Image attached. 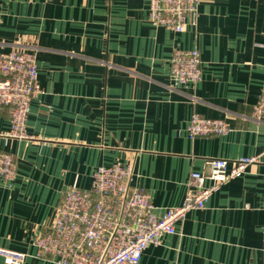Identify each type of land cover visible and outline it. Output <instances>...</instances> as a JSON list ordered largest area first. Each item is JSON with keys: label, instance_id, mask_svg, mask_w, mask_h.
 Instances as JSON below:
<instances>
[{"label": "crops", "instance_id": "obj_1", "mask_svg": "<svg viewBox=\"0 0 264 264\" xmlns=\"http://www.w3.org/2000/svg\"><path fill=\"white\" fill-rule=\"evenodd\" d=\"M148 14L149 0H0V50L34 51L43 89L28 138L7 135L10 108L0 105V150L16 163L12 182L0 178V250L24 254L23 264H51L32 238L99 166L131 164L133 185L163 210L184 201L207 159L245 157L256 161L139 264H264V122L253 118L264 89V0H202L197 26L183 32ZM194 48L202 80L172 86V54ZM194 113L230 131L190 138Z\"/></svg>", "mask_w": 264, "mask_h": 264}, {"label": "built area", "instance_id": "obj_2", "mask_svg": "<svg viewBox=\"0 0 264 264\" xmlns=\"http://www.w3.org/2000/svg\"><path fill=\"white\" fill-rule=\"evenodd\" d=\"M202 0H149V21L156 27L183 32L198 23ZM172 86H195L202 80L198 49L176 50L170 60ZM43 94L37 55L32 50H0V105L10 108L12 138H28L27 121L33 100ZM253 118L264 122V89L253 105ZM227 121L191 116L190 138L224 135ZM254 157L206 160L207 171L191 174L192 190L178 206L160 210L150 194L133 185L131 164L99 166L90 187L75 182L58 207L52 226L32 238L37 257L51 264H139L144 251L176 233V224L192 210L204 209L222 186L246 172ZM16 163L0 150V178L12 182ZM5 264H23L24 254L0 250Z\"/></svg>", "mask_w": 264, "mask_h": 264}]
</instances>
